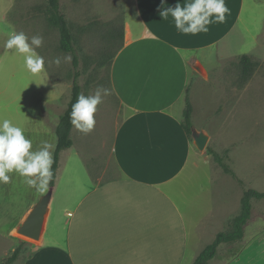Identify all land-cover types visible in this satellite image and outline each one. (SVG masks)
I'll list each match as a JSON object with an SVG mask.
<instances>
[{"label":"crops","instance_id":"1","mask_svg":"<svg viewBox=\"0 0 264 264\" xmlns=\"http://www.w3.org/2000/svg\"><path fill=\"white\" fill-rule=\"evenodd\" d=\"M37 1L26 2L36 28L39 19L47 23V0ZM69 2L78 17L93 19L80 31L101 26L94 19L102 0ZM177 2L125 0L123 44L111 66L113 92L128 110L112 143L119 176L78 190L57 221L60 235L51 242L43 236L21 264H194L208 236L215 233L214 241L220 233L214 229L229 223L228 208L224 213L216 203L211 175L202 178L209 156L198 151L174 110L184 101L196 65L244 31L246 0H225V22L197 35L180 33L171 17L161 20L159 10ZM107 8L116 12L111 4ZM252 243L253 264H264V232ZM241 254L225 264H239Z\"/></svg>","mask_w":264,"mask_h":264},{"label":"rangeland","instance_id":"2","mask_svg":"<svg viewBox=\"0 0 264 264\" xmlns=\"http://www.w3.org/2000/svg\"><path fill=\"white\" fill-rule=\"evenodd\" d=\"M26 2L0 0V119H9L21 127L32 139L33 150L46 141L55 146V153V130L71 100L75 73L72 59L71 62L64 61L69 54L59 48L58 30L40 19L36 23L38 28L34 27L26 14ZM124 3L125 0H102V9L94 19L98 18L101 26H90L88 32L84 31L86 28L80 31L79 26L93 19L78 17L69 0L61 8L75 36L82 94H94L96 88L102 86L110 90V95L104 97L98 106L94 130L84 135L73 127L74 146L61 154L54 184L56 189L43 233L49 242L60 235L57 221L63 209L75 199L78 190L87 191L93 180L107 181L119 176L112 156V143L128 110L113 92L111 66L122 47L120 9ZM110 4L116 9L115 13L107 8ZM9 27L23 31L29 37L43 36L42 50L36 49L45 60L42 72H29L23 56L13 55L14 50H7L6 54L7 36L4 32ZM221 49L220 52H208V62L197 64L196 70H192L188 96L194 109L193 124L209 136L206 149L200 153L208 154V149L216 151L243 182L240 185L226 174L209 154L208 160L203 162L205 166L200 169L205 173H202V178L211 175L216 203L224 213L226 208L229 209L225 218L231 221L240 212L245 190L264 192V0H246L244 31H239ZM242 55H249L253 63L248 78L242 74ZM56 58L61 60L59 66L53 63ZM184 109L185 98L174 110L181 120ZM10 175V183H0V264H4L18 248L20 254L14 264H21L42 243L43 236L36 242L20 236L16 230L47 193L51 183L47 191L37 192L18 174ZM252 205V216L245 227L243 240L221 245L210 264H225L240 253L239 264H253L255 245L252 239L264 232V199L253 201ZM230 221L214 230H228ZM214 236L215 233L208 236L204 247L213 242Z\"/></svg>","mask_w":264,"mask_h":264},{"label":"clouds","instance_id":"3","mask_svg":"<svg viewBox=\"0 0 264 264\" xmlns=\"http://www.w3.org/2000/svg\"><path fill=\"white\" fill-rule=\"evenodd\" d=\"M159 15L162 21L171 17L180 33L197 35L207 33L211 24L225 22L230 9L225 0H185L184 3L178 0L175 7H162ZM4 34L7 36L4 45L6 54L7 50H14L13 55L21 54L25 67L33 74L44 70L45 60L36 51L44 44L43 36L29 37L23 31L11 27ZM71 59V55L64 57L65 62H71ZM53 63L59 66L60 58H56ZM108 95L110 90L102 86L97 87L94 94H79L71 105V125L84 135L91 133L96 125L98 106ZM54 149L53 144L45 141L37 150H33L32 139L25 135L21 127L9 119H0V183H10V174L15 173L37 192L47 191L54 178Z\"/></svg>","mask_w":264,"mask_h":264},{"label":"trees","instance_id":"4","mask_svg":"<svg viewBox=\"0 0 264 264\" xmlns=\"http://www.w3.org/2000/svg\"><path fill=\"white\" fill-rule=\"evenodd\" d=\"M46 19L48 24L57 29L60 35V50L62 52L68 53L72 57L73 69L75 76L73 78V87L71 100L60 117L59 123L56 127L55 133L57 136V146L54 153L55 163L53 165L54 178L50 182L54 185L57 180L58 170L60 167L61 154L72 148V130L73 126L70 123L69 114L71 112V105L76 102L77 96L82 94L83 88L79 84L78 79L81 73L79 72L80 59L75 48V36L72 32V26L67 20L65 14L61 9V0H47V13ZM120 38L123 44V28L120 32ZM121 49V48H120ZM120 51V50H119ZM118 51V52H119ZM117 52V53H118ZM116 56V55H115ZM240 64L242 66V74L244 77H250L252 73L253 63L249 55H242L240 58ZM189 88L186 91L185 97V109L183 111V119L181 125L187 136L193 140V105L188 96ZM208 154L212 156L214 162H216L222 170L230 175L234 180H236L240 185L243 182L238 178L234 170L225 163L224 158L219 155L216 151L208 149ZM264 199V192H259L254 189L245 190L241 200V208L239 214L234 217L228 226V230L220 232L217 234L215 240L212 244L208 245L197 257L194 264H209L218 253V248L223 244H231L243 240L245 234V227L248 225L252 216V202ZM26 244V243H22ZM20 254V249L18 248L14 253L6 260L4 264H14Z\"/></svg>","mask_w":264,"mask_h":264},{"label":"water","instance_id":"5","mask_svg":"<svg viewBox=\"0 0 264 264\" xmlns=\"http://www.w3.org/2000/svg\"><path fill=\"white\" fill-rule=\"evenodd\" d=\"M194 145L199 151H204L207 147L209 136L204 131L193 130L192 135ZM54 195V185H51L45 195H43L37 204L31 209L25 217L16 232L20 236L32 241L42 239L45 226L50 213V205Z\"/></svg>","mask_w":264,"mask_h":264}]
</instances>
